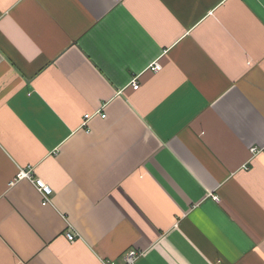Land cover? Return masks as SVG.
<instances>
[{"label":"crops","instance_id":"crops-1","mask_svg":"<svg viewBox=\"0 0 264 264\" xmlns=\"http://www.w3.org/2000/svg\"><path fill=\"white\" fill-rule=\"evenodd\" d=\"M250 146L264 0H0V264H264Z\"/></svg>","mask_w":264,"mask_h":264},{"label":"built area","instance_id":"built-area-1","mask_svg":"<svg viewBox=\"0 0 264 264\" xmlns=\"http://www.w3.org/2000/svg\"><path fill=\"white\" fill-rule=\"evenodd\" d=\"M151 68L154 71H158L160 69V64L158 62H153V64L151 65ZM130 85L133 89L138 88L139 85H138V81H137V76H135L131 79ZM97 114H99L101 117H105V114L103 112H100V110H96L91 114H85L83 123L87 119H89L91 116H94ZM249 152L253 156L257 155L259 153H263L264 152V146H250ZM20 179H27V180H29L35 184L37 190L40 192V194L42 196V204L43 205L50 202V199H51L50 198V196H51L50 188L41 179L33 177L31 170L29 168H20L10 183L12 184L14 181L20 180ZM211 196H212L213 200L218 201V197L216 195H211ZM65 235H66V238L68 241H73L77 237L76 236L77 234H75L71 231H66ZM140 253L141 252H139L137 249H133V248L127 250L123 254L122 263H120V264H138L137 261H138V258L140 257ZM102 264H118V263H115L114 261H112L110 259H104V260H102Z\"/></svg>","mask_w":264,"mask_h":264}]
</instances>
